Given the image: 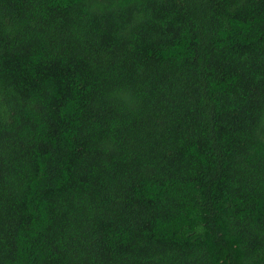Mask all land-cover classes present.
Here are the masks:
<instances>
[{"label": "trees", "instance_id": "trees-1", "mask_svg": "<svg viewBox=\"0 0 264 264\" xmlns=\"http://www.w3.org/2000/svg\"><path fill=\"white\" fill-rule=\"evenodd\" d=\"M0 264H264V0H0Z\"/></svg>", "mask_w": 264, "mask_h": 264}]
</instances>
